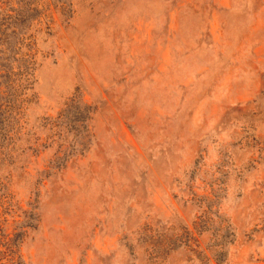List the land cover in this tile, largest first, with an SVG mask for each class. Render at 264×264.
Wrapping results in <instances>:
<instances>
[{
    "label": "rangeland",
    "instance_id": "374dc122",
    "mask_svg": "<svg viewBox=\"0 0 264 264\" xmlns=\"http://www.w3.org/2000/svg\"><path fill=\"white\" fill-rule=\"evenodd\" d=\"M3 16L0 264H264V0Z\"/></svg>",
    "mask_w": 264,
    "mask_h": 264
},
{
    "label": "trees",
    "instance_id": "16d2710c",
    "mask_svg": "<svg viewBox=\"0 0 264 264\" xmlns=\"http://www.w3.org/2000/svg\"><path fill=\"white\" fill-rule=\"evenodd\" d=\"M8 0H0V8L2 3H6ZM29 10H32L33 8L30 6L28 7ZM11 10H13L15 12V14H7L8 17L12 18L13 20H22L24 19L26 16L25 15H29V14H25L23 10L17 9L16 8H11ZM15 18V19H14ZM8 18H5L4 16L0 18V41L3 40V37H5L6 35V27L8 25ZM14 26L11 27V30L16 29V24H13ZM7 72V70L5 71Z\"/></svg>",
    "mask_w": 264,
    "mask_h": 264
}]
</instances>
